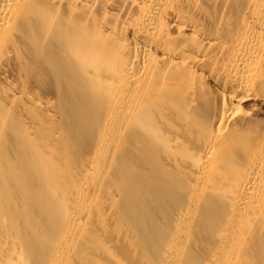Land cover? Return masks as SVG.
Wrapping results in <instances>:
<instances>
[{
	"label": "bare ground",
	"instance_id": "obj_1",
	"mask_svg": "<svg viewBox=\"0 0 264 264\" xmlns=\"http://www.w3.org/2000/svg\"><path fill=\"white\" fill-rule=\"evenodd\" d=\"M0 264H264V0H0Z\"/></svg>",
	"mask_w": 264,
	"mask_h": 264
}]
</instances>
